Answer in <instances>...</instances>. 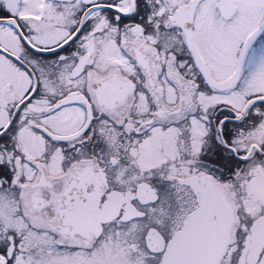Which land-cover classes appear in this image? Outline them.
Listing matches in <instances>:
<instances>
[{
  "label": "flooded vegetation",
  "instance_id": "flooded-vegetation-1",
  "mask_svg": "<svg viewBox=\"0 0 264 264\" xmlns=\"http://www.w3.org/2000/svg\"><path fill=\"white\" fill-rule=\"evenodd\" d=\"M232 171L264 177V0H0V264L144 254L195 203L180 178Z\"/></svg>",
  "mask_w": 264,
  "mask_h": 264
},
{
  "label": "water",
  "instance_id": "water-1",
  "mask_svg": "<svg viewBox=\"0 0 264 264\" xmlns=\"http://www.w3.org/2000/svg\"><path fill=\"white\" fill-rule=\"evenodd\" d=\"M252 42L253 38L247 42L245 51ZM181 180V183L189 185L196 194L197 205L188 213L181 229L175 231L167 243L158 231L150 230L146 235L148 248L154 253H162L158 264H220L227 245L231 242L234 224L232 206L222 188L209 175ZM146 187L149 186L140 184L138 192L142 193ZM151 192L154 193V189ZM129 193L130 191L126 192ZM151 195L149 200L154 201L156 195ZM127 200L129 202L131 198ZM132 210V205L127 207L124 220L138 215L133 214ZM113 216L106 215L105 220H111ZM239 263L264 264V215L253 221L250 233L245 238Z\"/></svg>",
  "mask_w": 264,
  "mask_h": 264
},
{
  "label": "rangeland",
  "instance_id": "rangeland-1",
  "mask_svg": "<svg viewBox=\"0 0 264 264\" xmlns=\"http://www.w3.org/2000/svg\"><path fill=\"white\" fill-rule=\"evenodd\" d=\"M31 4L32 2L29 3L30 6ZM232 174V181H230L229 183H225L226 189L231 193V197L233 198L234 202L237 203L244 211V219L246 220V222H250V220L255 217V215L253 214L258 204H264V177L257 180L256 173L254 172L248 173L247 175L245 172H243L242 174V172L234 171ZM228 176H231V174L229 173ZM251 178L253 179V181L249 182ZM261 210L262 207L259 206L256 209V214H259ZM140 249L141 248H139V250ZM140 251H144L145 253L140 254L139 251L134 253L133 251L128 250L129 254L118 258L120 261L119 264L156 263L157 259L155 260V258H153L151 254L148 255L149 252L146 249L143 248ZM237 259L238 252L233 253L232 256L228 257L224 264H237Z\"/></svg>",
  "mask_w": 264,
  "mask_h": 264
}]
</instances>
